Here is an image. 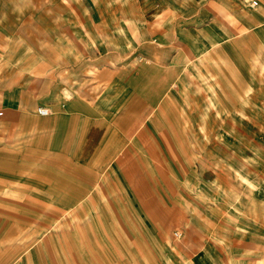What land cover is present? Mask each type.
Instances as JSON below:
<instances>
[{
  "label": "crops",
  "instance_id": "obj_1",
  "mask_svg": "<svg viewBox=\"0 0 264 264\" xmlns=\"http://www.w3.org/2000/svg\"><path fill=\"white\" fill-rule=\"evenodd\" d=\"M261 18L264 0H0V141L23 156L0 264H264V162L229 191L244 139L190 126L243 133Z\"/></svg>",
  "mask_w": 264,
  "mask_h": 264
},
{
  "label": "rangeland",
  "instance_id": "obj_2",
  "mask_svg": "<svg viewBox=\"0 0 264 264\" xmlns=\"http://www.w3.org/2000/svg\"><path fill=\"white\" fill-rule=\"evenodd\" d=\"M264 27V19L261 18L258 20L256 25V30L261 29ZM258 34V32H257ZM259 37L264 41V31L262 33L258 34ZM258 64V61H257ZM242 70H244L242 68ZM259 77H260V85L264 84V68L258 70ZM250 83H256L253 82L252 78H249ZM260 87V86H259ZM256 99H257V105L256 107L250 110H253L250 112L249 120L246 119L245 125L242 124V132H239L237 130V127L235 128L232 124H227L226 121L224 124L220 122H214V123H208L207 125H199L198 123H192L191 130L193 131H206V132H214L216 135L221 133H229L231 131H236L240 133V136L244 140H240L242 142V149L240 151H237L238 156L236 158L231 157L229 162L228 169L224 171L225 181H228L229 185V191H234V188L231 185H239V181L241 180L244 185L246 184L245 191L248 193L253 188L250 186V179H252L251 170L247 167V164H256L257 162H264V90H256L254 93ZM247 110L245 109V114H247ZM229 114H227L228 116ZM221 141V140H219ZM209 147L213 144L216 145L217 141L216 139L209 140L208 141ZM22 144H19V146L15 145H4L0 141V195L3 194H9L8 192L14 191L19 189V187H11L9 188L7 183H4V178H7L9 175L10 177H13L16 174L15 178H18L20 182H22L23 178V156H14L8 154V148H14V147H20ZM213 147V146H212ZM214 169L217 166H213ZM10 168V169H9ZM16 168V169H15ZM15 170L16 172H13L12 170ZM19 171V172H18ZM263 174V173H261ZM209 179H211L215 172L209 171L208 173ZM242 176V178H240ZM263 178H260L258 175H256L255 180H257V184L261 183ZM214 180V179H211ZM253 181V180H252ZM6 182V181H5ZM2 184H5V186H2ZM12 184V183H11ZM22 190V189H21ZM261 190V189H260ZM264 190V189H263ZM262 190V191H263ZM257 192L256 190L253 191V193ZM209 202H210V198ZM1 207H17L19 208L20 205H14V204H5L1 205ZM236 208L229 207V214L234 215L237 214ZM176 233V232H174Z\"/></svg>",
  "mask_w": 264,
  "mask_h": 264
},
{
  "label": "built area",
  "instance_id": "obj_3",
  "mask_svg": "<svg viewBox=\"0 0 264 264\" xmlns=\"http://www.w3.org/2000/svg\"><path fill=\"white\" fill-rule=\"evenodd\" d=\"M253 3H254V1H253ZM36 111H37V113H39L41 115H45L48 113V108L43 107V106H38V107H36ZM174 235L177 236V233H174Z\"/></svg>",
  "mask_w": 264,
  "mask_h": 264
}]
</instances>
